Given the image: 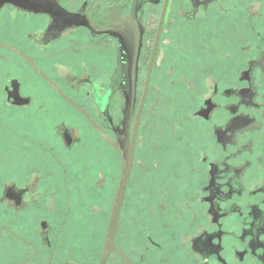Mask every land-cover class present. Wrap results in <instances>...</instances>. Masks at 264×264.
Segmentation results:
<instances>
[{
  "label": "flooded vegetation",
  "instance_id": "af4514ba",
  "mask_svg": "<svg viewBox=\"0 0 264 264\" xmlns=\"http://www.w3.org/2000/svg\"><path fill=\"white\" fill-rule=\"evenodd\" d=\"M58 3L74 21L0 7L18 25L6 45L25 56L0 55V264H95L98 245L103 254L121 158L62 94L117 142L136 47L130 138L147 93L118 250L133 264H264V0ZM85 17L120 37L94 34ZM95 197L102 219L80 220L77 200Z\"/></svg>",
  "mask_w": 264,
  "mask_h": 264
},
{
  "label": "water",
  "instance_id": "95a60500",
  "mask_svg": "<svg viewBox=\"0 0 264 264\" xmlns=\"http://www.w3.org/2000/svg\"><path fill=\"white\" fill-rule=\"evenodd\" d=\"M6 3L13 4L20 7L21 9L33 11L35 13L48 14L58 20V17H66L69 22L74 21L72 19V14L68 13L63 9V7L58 3V0H0V7ZM84 26L88 27L96 35L109 33L113 36L120 37L118 32L115 30H104L97 28L88 17H85ZM0 49L11 50L20 56H24L20 51L15 49L12 46L6 44H0ZM139 55V48L136 47L134 51L128 52V67L125 71L127 83H128V92L126 94V108L124 112V121H123V130L117 132L118 140L115 142L112 140L97 124L96 122L86 113L79 105L71 101L64 94L62 96L67 99L88 121V123L100 133L118 152L121 158V180L120 184L114 199L113 208L111 211L109 224L107 228L105 244L103 254L99 264H107L111 255L119 256L125 264H133V262L121 251L118 250L116 246V236L119 226V218L122 211V207L125 201V195L127 187L130 181L131 173L134 166V151H135V142L136 136L139 128V123L141 115L144 108V103L146 99V93L144 99L141 103L139 112L137 114V120L135 125V131L133 137L130 138V127L131 119L135 111L136 104V81H137V59ZM25 57V56H24ZM150 78V74L149 77ZM149 79L147 82L148 89Z\"/></svg>",
  "mask_w": 264,
  "mask_h": 264
},
{
  "label": "rangeland",
  "instance_id": "374dc122",
  "mask_svg": "<svg viewBox=\"0 0 264 264\" xmlns=\"http://www.w3.org/2000/svg\"><path fill=\"white\" fill-rule=\"evenodd\" d=\"M254 6L255 7H254L253 12L255 13V12H257L259 7L256 6V5H254ZM9 26L12 27V28H15L18 25L15 24L14 22L12 24H10V21L8 22L6 20V18L0 17V43L1 44H8V28H9ZM5 54H7V51L5 49H0V55H5ZM67 120L69 122H71L72 125H74L76 128L79 129V133H82L81 135L83 136V138L85 140L88 139L90 141H92V140L94 141V139H96L93 136L91 130L89 129L90 125L81 116H79L78 114H76V115L75 114H70L67 117ZM254 123H256V121H254ZM77 133H78V131H75L76 135H77ZM222 141H224V140L222 139ZM229 141L233 142L232 140H229ZM3 149H4L5 152L9 153V158L14 160L15 157H13V155L10 154V149H8V146L5 145V148H3ZM93 156L95 158L96 157H100V156H98L96 154H94ZM6 158L8 159V156H6ZM6 158L4 157L3 159L6 160ZM113 164H114L113 157L111 158V156H109L108 165L112 166ZM98 169H100V168L98 167ZM99 171L98 172H93L91 175L87 176V179L89 181H91L93 185H96V184L101 185L103 183L102 179H101V174H100ZM101 201H102V199L98 198V197H95V198H92V199L80 198V199L77 200V202H78L77 211H79L80 213H83L82 217H84V215H89V214L86 213L88 211L91 214V217H93V218L97 217L100 220V219H102V216L100 214V210H102L101 209V206H102ZM89 227H93L94 228V224H91ZM92 230H94V229H92ZM101 231H102L101 229H99V231L97 230V232L99 234V238H100V232ZM99 241H98V243H99ZM101 254H102V246L98 245V249H97L96 253H94L95 262H96L95 264L99 263ZM117 263L118 262L115 259H112L111 262H110V264H117Z\"/></svg>",
  "mask_w": 264,
  "mask_h": 264
},
{
  "label": "trees",
  "instance_id": "16d2710c",
  "mask_svg": "<svg viewBox=\"0 0 264 264\" xmlns=\"http://www.w3.org/2000/svg\"><path fill=\"white\" fill-rule=\"evenodd\" d=\"M82 214L83 213H80L79 211H77V215H78V218H80V220H81ZM86 216L88 217V215H84V217H86ZM86 233L89 234V231L87 229H85V228H78L77 229L78 239H81V240L84 241L87 238L86 237L87 236Z\"/></svg>",
  "mask_w": 264,
  "mask_h": 264
}]
</instances>
